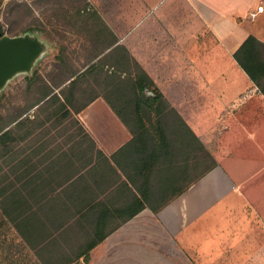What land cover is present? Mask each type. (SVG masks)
I'll list each match as a JSON object with an SVG mask.
<instances>
[{
	"label": "crops",
	"instance_id": "0c3cea01",
	"mask_svg": "<svg viewBox=\"0 0 264 264\" xmlns=\"http://www.w3.org/2000/svg\"><path fill=\"white\" fill-rule=\"evenodd\" d=\"M85 3V10L98 13L105 27L86 24L100 43L81 61L104 60V54H97L113 34L216 165L200 178L193 138L176 123L170 132L159 134L152 111L144 106L146 133L141 135L133 106L121 103L118 113L105 98H97L78 115L103 158L94 164V174L80 183L85 200L96 197V207L82 221L80 241L71 243L74 251L82 253L94 244L88 264H264V94L235 58L249 36L264 43V0ZM50 57L55 59V54ZM26 71L19 69L12 76ZM253 89L257 91L244 100ZM154 140L175 144L170 150L167 145L153 150ZM189 140L191 169L184 163L183 142ZM154 153L172 163L174 179L165 180L167 195L185 190L158 212L148 201L129 217L135 210L131 207L143 201L136 187L144 180L141 168ZM188 173L197 176L183 186ZM76 237L72 234L71 240Z\"/></svg>",
	"mask_w": 264,
	"mask_h": 264
},
{
	"label": "trees",
	"instance_id": "16d2710c",
	"mask_svg": "<svg viewBox=\"0 0 264 264\" xmlns=\"http://www.w3.org/2000/svg\"><path fill=\"white\" fill-rule=\"evenodd\" d=\"M85 9L86 7L80 9V12L84 10L81 13L82 16L86 14L89 21H94L105 27V23L98 13L95 11L88 12ZM93 33L94 31L91 30L90 36H95ZM3 36L5 34L0 32V38ZM22 38L30 39L28 37ZM95 42L100 43L98 39ZM117 43V38L112 34V40L107 44L103 43V48L97 54L105 55L104 60L98 63L86 61L81 63V67H76L73 70L69 69L57 78L41 77L39 82L42 85L40 87H43V92L39 91L37 100L32 103L30 109L36 106H39V109L47 108L51 103L55 106V109L52 110L49 116H52L50 120L58 114H63V119H69L74 118V115L78 116L97 98L103 97L118 113L117 106L121 103L133 106V112L137 118L136 130L142 135L146 133V123L143 115V107L146 106L150 108L154 115L159 134H164L165 131L170 132L176 123L178 127L182 128L184 134L192 136L194 151L197 147L204 157L212 159L213 157L209 151L196 138L181 116L170 106L143 67L124 46L117 45ZM235 58L264 94V43L254 36H249L236 52ZM59 60L61 65L66 68L67 59L63 57ZM111 68L113 70L109 72ZM55 90L58 92H55ZM85 93H91L92 95L89 98H84ZM23 115L16 117L12 123L17 126L22 121H19V119ZM125 122L127 121L125 120ZM11 125L0 127V148L3 145V152L0 151V246L3 241L2 235L10 233L12 230L18 236H21L25 242H37L38 248L35 249L36 251L39 250L40 245L55 247L58 246V243L68 245L72 242L79 243L80 235H82L81 223L89 214L94 213L96 207V197L90 198V201L85 200L86 194L80 190V183L88 175L94 174L92 172L94 164L103 158V153L98 150L91 135L83 125L73 119L68 131L74 127L77 128L78 132L83 135V141L79 142L76 148H72L73 151L69 153L62 155L58 153L54 164L50 168L48 166L43 167L47 154L45 155V151H42L39 147H37V150L36 148L26 147V150H30L28 156L19 160L14 155L6 161L2 158L7 157L8 154L14 151L12 142L15 139L8 138ZM7 128L9 130L6 131ZM183 144L185 154H189L186 158L188 160L185 161L190 164L191 140L188 141V144L185 141ZM164 145L168 146L164 140L158 142L154 140L152 148L153 150H163ZM168 150H170L169 146ZM42 153L43 155L40 156ZM47 153L50 156L53 155L51 151ZM194 159L196 158L194 157ZM164 161V158L160 157L158 153L153 154L151 160L146 162L145 167L140 170L144 179L140 181V187L129 176V181L138 186L136 190L143 199V201L139 200L138 205L131 207L135 210L129 217L138 214L145 207V202L148 201L150 202L149 207L154 212H158L175 196L184 192L185 189H181L175 191L173 195H167L169 184H166L165 180L174 179V174L171 172L172 163ZM2 162H5L4 166L1 165ZM215 165L213 160L212 165L199 175L200 178L213 169ZM161 166L166 167L161 168ZM5 168L8 170H5ZM151 178H156L155 181L157 182L149 183L148 180ZM150 198H152L153 203ZM157 200L161 203L158 204ZM72 234L77 236L74 240H71ZM94 246V244L87 245L86 250L76 257L66 253H58L57 256L51 257V262H55L54 264H71L80 258L86 257L89 259L88 252ZM10 255L11 252L7 256L10 257ZM54 258L56 259L52 261ZM6 260L10 262L9 259L6 258ZM22 260L25 261V258Z\"/></svg>",
	"mask_w": 264,
	"mask_h": 264
},
{
	"label": "rangeland",
	"instance_id": "374dc122",
	"mask_svg": "<svg viewBox=\"0 0 264 264\" xmlns=\"http://www.w3.org/2000/svg\"><path fill=\"white\" fill-rule=\"evenodd\" d=\"M82 7L87 8L89 4H83V0L0 1V32L17 38L28 37L42 45L40 56L34 59L31 64L33 65L32 69L11 76L6 88L5 84L1 85L2 90L0 87V127L13 124L12 122L16 117L24 114V117L19 119V121H22L17 126L13 124L10 127L11 131L8 138L15 139L12 142L14 151L2 159L8 161L15 155L20 160V158L26 157L30 153V150H26V147L36 148V150L39 147V149L45 151V155L47 154L43 167L48 166L50 168L54 164L58 153L60 155L69 153L73 151L71 150L72 148L75 149L79 142L83 141V135L78 132L77 128L74 127L68 131L73 119L79 121L78 116L74 115V118L63 119V114H58L50 120L52 116H49L52 110L55 109V106L51 103L47 108H40L32 113L30 112V106L37 100L39 91L43 92V87H40L42 85L39 82L41 77L48 79L57 78L69 69L73 70L76 67H81V63H85L81 59H85L92 53L94 54L97 50L95 41L98 38L90 36L89 29L85 28L87 27L86 24H95V22L89 21L86 14L82 16L80 12ZM48 41L53 43V45L49 46ZM50 54H55V59L50 57ZM63 57L67 59L66 68L61 65L59 60ZM91 95V93H85L84 98H89ZM178 128L182 130L181 127ZM167 144L172 149L175 143L170 141ZM1 146L0 151L3 152V145ZM46 151H51L53 155L51 154L50 156ZM74 152L76 153L77 151ZM42 155L43 153L40 154V156ZM188 156V153H184L185 160H188L186 159ZM193 157L196 158L194 163L197 164L199 175L207 170L214 160L213 158L212 160L204 157L198 149L194 151ZM185 160V165L191 169V163L189 164ZM4 164L5 162L1 163L2 166ZM5 170L8 169L5 168ZM188 175V178L186 177L182 180L183 186H187L188 181L197 176V174H194L191 177L190 173ZM172 193L170 192L169 195ZM5 221L7 220L5 219ZM11 232L2 235L0 264H54L55 262H51V257L57 256L58 253H66L73 257L79 254V250L74 251L75 248H72L71 244L62 243H58V246L55 247L40 245L39 250L36 251L35 249L38 248L37 242H25L14 230ZM10 252L11 255L9 257L7 255ZM41 252L43 253L41 254ZM23 253L24 256L22 257ZM24 258L25 261L22 260ZM87 262H89V259L85 257L77 264H88Z\"/></svg>",
	"mask_w": 264,
	"mask_h": 264
},
{
	"label": "water",
	"instance_id": "95a60500",
	"mask_svg": "<svg viewBox=\"0 0 264 264\" xmlns=\"http://www.w3.org/2000/svg\"><path fill=\"white\" fill-rule=\"evenodd\" d=\"M42 45L36 40L3 36L0 38V87L19 69H29Z\"/></svg>",
	"mask_w": 264,
	"mask_h": 264
},
{
	"label": "built area",
	"instance_id": "2783aa9c",
	"mask_svg": "<svg viewBox=\"0 0 264 264\" xmlns=\"http://www.w3.org/2000/svg\"><path fill=\"white\" fill-rule=\"evenodd\" d=\"M254 16V15H253ZM257 91V89H253V90H251L248 94H246L244 97H243V99L244 100H246V99H248L249 97H250V93H254V92H256Z\"/></svg>",
	"mask_w": 264,
	"mask_h": 264
}]
</instances>
